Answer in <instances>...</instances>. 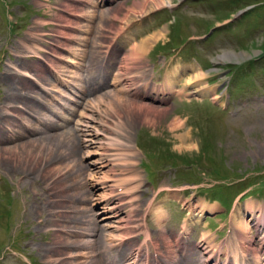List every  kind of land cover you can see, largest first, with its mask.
Returning a JSON list of instances; mask_svg holds the SVG:
<instances>
[{
    "label": "rangeland",
    "instance_id": "1",
    "mask_svg": "<svg viewBox=\"0 0 264 264\" xmlns=\"http://www.w3.org/2000/svg\"><path fill=\"white\" fill-rule=\"evenodd\" d=\"M93 1L96 7L91 5ZM139 1L143 0H87L86 4L82 0H0V102L11 80L6 75L16 73L12 65L17 64L33 75L42 73L45 81L52 83L53 87L47 85L49 90L44 86L46 91L36 85L35 93L38 102L47 107L41 116L62 124L55 129L41 119L18 112L7 117L8 122L20 123L15 131L11 129L13 141L8 145L37 139L38 128L48 133L73 126L78 129L74 157L59 162L70 169L56 179L54 185L62 191L58 196L46 190L41 177L36 182L26 180L20 159L0 153V264H100L103 258L99 252L110 249L104 248L103 239L115 231L121 219L127 221L129 230L135 223L145 222L157 241L161 211L166 213L163 230L179 235L189 217L188 210L194 205L196 217L201 208L195 205L203 204L207 207L200 218L196 217L199 222L188 235L183 234L186 241L192 237L198 242L205 231H210L216 244H226L240 228L233 216H245L252 225L259 221V229H254L252 236L255 248L264 257V0H171L120 31L122 18L129 10L136 12ZM65 2L80 5L79 9L72 5L76 16L62 9ZM89 8L97 11L92 20L82 16ZM40 21L47 23L42 27ZM68 24L72 28L66 29ZM159 30L164 31V37L147 49L139 64L129 67L134 76L148 70L149 84L142 88L146 91L141 94L143 98L133 95L135 89L132 96L123 93L122 100H118L112 76L107 80L109 84L102 79L95 80L97 85L87 80L83 83L89 75L97 78L100 70L114 73V66H120L135 43ZM26 40L40 59L26 56L28 51L22 46ZM35 45L42 49L38 51ZM75 53H84L78 65L71 64L72 58L77 59ZM16 54L21 57L17 59ZM35 66L38 68L32 69ZM177 68V89L170 92L166 76ZM198 68L205 74L202 84L215 88L214 94L220 97L217 101L210 95H191L190 87H186L187 78ZM81 85L104 89L94 92L90 104L85 102L96 110L91 112L92 121L76 126L75 114L83 109L79 103ZM21 91L19 95L26 93ZM128 98L165 113L151 118L155 119L152 123L134 108H125ZM65 116L71 119L64 122ZM175 120L182 121L184 129L173 130ZM184 131L191 132L193 149L180 148L185 143L178 136ZM19 133L28 138H20ZM127 148L135 151L134 158ZM101 158L109 160L103 174L95 168L102 165ZM132 171L138 173L134 183L128 178ZM104 173L109 176L106 183L102 182ZM104 185H110L114 195L138 186L137 203L131 206L117 196L109 211L103 199L111 189ZM87 191L86 199L92 194L90 202L77 201ZM150 203L152 207L147 208ZM39 205H44L47 212L38 215L32 211ZM73 205L91 212L73 211ZM92 215L104 237L69 232L76 216L85 217L87 224L81 228L91 229ZM134 239L131 245L147 247L143 234ZM72 242L86 243L90 255L72 257L76 251L68 246ZM217 258L218 264L234 263L230 253Z\"/></svg>",
    "mask_w": 264,
    "mask_h": 264
},
{
    "label": "bare ground",
    "instance_id": "2",
    "mask_svg": "<svg viewBox=\"0 0 264 264\" xmlns=\"http://www.w3.org/2000/svg\"><path fill=\"white\" fill-rule=\"evenodd\" d=\"M71 1H77V0H71ZM82 1L85 4L88 3L87 0H82ZM101 1H103V0H101ZM166 2L171 3V0H143V1L136 2V4H135V6H137V7H135L136 12H135V10H133V11L129 10L124 15V18H122V20H121L123 26L119 30L125 31L127 29L125 27H129L130 25H132V23L137 22L140 18L148 15L151 11L159 9L162 6H166ZM94 4H95V1H93L91 3L92 6H94ZM72 5H74V4L71 3V5H70L69 2H67V3L65 2L64 5H61V7H62V9H64L65 12L69 13L70 15L76 16L74 10H75V8L79 9L80 5H78V6L74 5V6H76L75 8ZM94 7H96V6H94ZM83 13L84 14L82 16L85 19L92 20V18L96 16L97 11L94 8H92V9L89 8L86 11L83 10ZM85 14L88 16H86ZM104 14H105V12H104ZM45 23H47V22H45V21L39 22V24L42 25V27L44 26ZM37 24H38V21H37ZM124 25H126V26L124 27ZM70 27L72 28V26H69V24H68V27H66V29L70 28ZM87 28H89V26H87ZM64 29H65V27H64ZM60 31L63 32L65 30L60 29ZM87 31H88V29L84 32H87ZM163 37H164V31L159 30V31L153 32L152 35H149L146 38H143L142 41L137 42L133 45L130 53L124 55L123 61L120 64V66H118V67H116V65L114 66L116 68L115 70H113L114 73L110 72V74H107V72L100 70L97 78L94 77V75H92V76L89 75L86 77V79L84 78L83 83L86 84L85 82L87 80L88 83L91 82V84L94 83L95 85H97L98 80L102 79V81L106 84V83H108L107 82L108 78H110V76H112L113 85L115 86V88H117L116 96H115V94H114V96L118 100H122L123 96L121 97V95L123 93H125V95L126 94L131 95L132 91H135V89H136V91H135V93H133V95L136 94V95H139L142 97L144 95L143 93L146 92V91L145 92L142 91V88L143 89L147 88L148 84H149L148 83V78H149L148 76L149 75H147L148 70L144 69V72H142V71L138 72V74L136 76H134L133 72L129 73V72H131V70H129V67H131L132 63L134 66L136 63L139 64L140 63L139 61H141L143 59L144 55L146 54L147 49H149V47H151V45L154 44V42H158ZM29 42H28V40H26V43H24L22 45L23 48H26L28 51L26 56H29L28 54H30L31 57L37 56V58L40 59L41 56L38 54V52L36 50H33L28 45ZM35 47L38 48L37 49L38 51H39V49H42L41 46L35 45ZM18 53H21V52L19 51ZM83 54L84 53L76 54L77 59H75V58L71 59L70 58L71 61H73V62H71V64L78 65V63H79L78 58L83 57ZM72 55H74V54H72ZM16 57L18 59L21 56H19V54H16ZM46 64H48V63H46ZM86 66H88V65H86ZM12 68L13 69L15 68L16 73H14V74L9 73L6 75L7 78H9L11 80H8L9 86H6L7 88L5 89L6 93L4 92L5 93L4 99L2 100V102H0V144H3V147L0 148V153L3 154V157H5L4 155L8 156V158H9V156L10 157L15 156L18 158V160L20 159L21 163H24V165H22L23 171H24L23 176L26 177V180L28 179V180H31L32 182H36V181H40L37 178L41 177L40 179L44 180V181H41V183L44 182L46 184V187H45L46 190H48L49 193L51 191H53L52 196H54V195L58 196V194L62 191L58 190V188L55 187L54 184L57 181L56 179H57V177L60 178L61 175L64 174V171L66 169H68V170L70 169V167L68 165L62 166L61 164H59V162L63 161V159L74 157L73 153L78 148L77 138H76V134L78 133L77 132L78 129L75 126H73L72 128L62 130L59 133H57V132L56 133H50V132L48 133L47 131H44L47 129L42 130V129L38 128V129H35V131L37 133L38 132L40 133V137H38L37 139L33 140V138H32V140H29L28 142L18 143L15 146L8 145V143H11L13 141V137L10 134L11 131L12 130L15 131V129H17L15 127H17V124H20V123L15 119L16 117L14 119L17 121V124H15L14 122L13 123L8 122L10 119L8 120L7 117L11 118V116L16 115V113H18V112H22L24 114H29L30 116L35 117V119H37V120L41 119V122L43 120V123L50 124L52 127H55V129L62 127V124H60V123L58 124L49 118L44 119L42 117V116H44V113H42V112L45 110L47 111V107L44 106V103H42V101H41V104H40V102H38L40 100L38 99V96H36L37 92L35 93L36 85H38V88L41 87V90L46 91L44 86L51 85L52 83L48 84V82L45 81V77L42 73L33 75L29 71H27V69H22V68L20 69L17 64L12 65ZM37 68H38V66H35L32 69L36 70ZM191 69L194 70L195 68H191ZM179 70H180V68H179ZM18 71L20 72L19 73L20 77L17 74ZM115 72H116V74H115ZM177 72H178V68L175 71L173 70L172 72H169L166 76V89L170 92H175V90L177 89V86H175L176 81H177V77H178ZM87 73H86V75H87ZM194 74L192 75V77L187 78V81L185 82L186 87L187 88L190 87L189 90H190L191 95L201 96V97H206V96L210 95L212 100L217 101L220 97H219V95L214 94L215 88L208 87L205 84H202L203 77L205 76L204 72L200 68H198V70H196V72H194ZM69 78H71V76ZM73 78H74V76H73ZM27 79H31V81H34L33 83H35V84H30ZM95 80H97V82H95ZM139 82H142V83H141V85L137 86L138 88H136L135 86ZM3 83H5V82H3ZM51 86L53 87V85H51ZM79 87H82L79 90V93L81 91L82 95L79 93L78 94L80 95L79 103H80V105H82L83 109H82L81 113L75 114L78 117V120H76V122H77L76 126L83 125V123H89V121L90 122L92 121L91 114H93V113H91V112H95L96 110L92 106L88 105L92 102V100H89V99L91 98V96L95 95L94 92L100 91L102 88L104 89V87L86 88V85L78 86V88ZM46 89L49 90L48 86L46 87ZM21 90L25 91L26 93L25 94L20 93V95H19V91H21ZM75 94L77 95V97H79L77 92H75ZM141 94H143V95H141ZM39 98L42 99V97H39ZM33 99L36 100L37 106H35V101ZM73 101L78 102V99L77 100L74 99ZM85 102H87L88 104H85ZM51 104H53V102ZM88 106H89V108H88ZM78 107L79 106H77L76 108H78ZM76 108L72 107L71 109L76 110ZM87 108H88V110H87ZM125 108H127V109H133L134 108V110H137V111H139V113H142L144 115V119L146 118V120L152 121V123L155 121V119L151 120V118H153V117L156 118V116H158V115L161 116V115H164V113H165V111L160 110V108H154L152 105H149L147 103H143L140 101L139 102L138 101H136V102L131 101L129 98L125 100ZM50 112H51V110H50ZM51 113H53V112H51ZM53 114L55 115V113H53ZM64 118H66V119H64ZM63 119H64L63 121L65 122V121H68V119L70 120L71 118L65 116V117H63ZM73 121H75V118L73 119ZM11 127H14V128H11ZM171 127L173 128V130L179 131L180 129H184V124L182 121L175 120L171 124ZM22 129H23V127H22ZM19 137L22 138V137H27V136L26 135L23 136V134L19 133ZM178 138H180V140L183 143H185V145H181L180 148L185 147L186 149L190 150V149H193L195 147V144L193 143L192 138H191V132L190 131H187V132L184 131L183 133L179 134ZM126 151L129 152L131 158L135 157L134 156L135 151H133L131 148H127ZM117 155H119V154H117ZM131 158H130V160H131ZM127 160H125V162ZM100 163L102 165L101 166L97 165L95 168L97 169L98 173L103 174L101 171L104 169L105 165L109 163V160L107 158H101L99 160V164ZM33 167H35V169H33ZM36 172L39 173V176H37L38 174L35 175ZM131 173H132V175L129 176L128 178H129L130 182L134 183L133 181H135V182L137 181L136 175L138 173L135 174V172H133V171ZM30 175L34 176L35 178H31ZM108 177L109 176L106 173H104V175H102V180H103L102 182H105V183L108 182L107 181ZM51 181H53V182H51ZM98 185H100L99 182L96 183V186H98ZM107 186L109 187L110 185H104L103 188H106ZM98 187H96V188H98ZM109 188L111 189V187H109ZM137 189H138V186L136 187L134 185V187L132 189H130L128 192H122V193H118L116 195H114V192L111 189L109 193L104 194L103 200L106 202V206H108V208L113 206L112 203L114 202L115 198H118V197L121 199L120 202L121 201L125 202L126 200H128L127 203H130L132 206V205H134V203H137V200L139 198V195H138L139 190H137ZM78 194H80V193H78ZM91 195L92 194L90 193V197L88 199H86L85 196H89V192L87 191L86 193H81V197L79 196L80 198L77 201H81L82 203H84V202L89 203L91 200ZM43 196L44 195H40V198ZM68 198L70 199V196ZM71 200H74V198ZM151 207H152V204L150 203L147 208H151ZM196 207L201 208L200 209L201 211H199L197 213V216H196V217L200 218L202 215L201 213L203 212V210L207 206H204V204H203V205H195V208ZM63 208H61V209H63ZM70 208H71V210L76 211V212L81 210V207H78L75 205L71 206ZM109 209H110L109 211L112 210L111 208H109ZM210 209L212 210L213 208L211 207ZM32 211H34L38 215H42L43 213L47 212V209L45 208L44 205H43V207L41 205H39V207H37L36 209H33ZM84 211H85V213H88V214L91 212L89 209H86V208L82 212H84ZM107 212H108V210H106V213ZM59 214H61V213H59ZM193 214H196V212L194 210V205H193V208L191 207L188 210V216L189 217L187 219H185V222L183 223L184 224L183 230L181 231V233L179 235H175V233L170 234L169 231L165 232L163 230V229H165L163 221L166 217V213H163V211H161V215L159 216L160 222L158 223V225L160 226V229H159V231H160L159 236L160 237L158 236L156 238L154 236L157 239V241L152 238L151 229H148V226L145 224V222H144V224H142V222L135 223L136 225H134V229L129 230L127 223H126L127 221H125L123 219H121V222L118 223L117 226L114 227L115 231L109 233L107 235V237L105 238L104 235L101 234L102 232H100L98 230L97 221L96 220L94 221L93 215H92V217H90L91 215L89 216L91 218V222L89 225L92 227L91 229L90 228H85V229L81 228V226H84L85 224H87L85 222V217L76 216V217H74V220H73L75 222L74 223L75 226L69 227L70 229H68V230L72 234H77V232H78V234H81V235H92L94 237L96 236L98 239H101L102 237H104L103 242L106 243L104 248H110V249L108 250V252L107 251L99 252V255L102 256L103 261H104V263H103V261H100V264H105V263H107V264L108 263L109 264H210L208 262L210 260L213 261L214 264H218L217 263L218 262L217 257L220 256L221 254H228V253H230V258L233 259V262H234L233 264H248V263H250V264H262L264 257H263V255L261 256V254L259 253L260 249L255 248V246H254V239L255 238L252 236L253 230L259 229V226H260L258 224L259 221L257 223H255L254 224L255 226H254V225L250 224V220L248 221V219H246L245 216L242 219H237V215L233 216V219H235L238 222L237 224L240 226L239 231H237V233L233 234V237L229 238L225 242L226 244H223V245L215 243V241H214L215 239L212 238L213 235L210 233V231H205L202 234V236L200 237V240L198 242L194 241L192 239V237L190 239L191 241H186L187 238L185 239L183 237L185 235L189 234L190 229L192 228V226L195 223L199 222V218H196L195 215H193ZM250 216H252V215H249V217ZM130 217L131 216L129 215L128 218H130ZM257 219H259V218H257ZM254 220H256V219H251V222H253ZM78 223H79V225H78ZM77 228H79V229H77ZM83 231H86V232H83ZM139 233L143 234L146 237V239L144 240L143 243L145 245H147V247L143 248L140 244L135 245V246L131 245V244H134V242H135L134 238L136 235H139ZM183 234H184V236H183ZM68 243H69V241H68ZM148 245L151 246L152 248H148ZM68 246H71L72 248H74V250H76L74 252L75 255L74 254L71 255L72 257H75V258L79 257V256L80 257H86V255H88V254L90 255V253L86 251V249H88V246L86 243L79 244L77 242H72ZM152 250H154V252L151 253ZM248 251H250V253H248ZM97 264H99V263H97Z\"/></svg>",
    "mask_w": 264,
    "mask_h": 264
}]
</instances>
